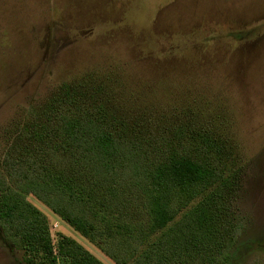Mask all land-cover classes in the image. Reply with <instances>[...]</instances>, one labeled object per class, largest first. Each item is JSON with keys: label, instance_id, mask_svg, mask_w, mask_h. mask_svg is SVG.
Returning <instances> with one entry per match:
<instances>
[{"label": "trees", "instance_id": "trees-1", "mask_svg": "<svg viewBox=\"0 0 264 264\" xmlns=\"http://www.w3.org/2000/svg\"><path fill=\"white\" fill-rule=\"evenodd\" d=\"M27 110L0 159V228L30 264L104 263L65 237L56 253L29 195L116 264H228L244 227L230 212L242 166L218 115L138 112L90 76Z\"/></svg>", "mask_w": 264, "mask_h": 264}, {"label": "rangeland", "instance_id": "rangeland-1", "mask_svg": "<svg viewBox=\"0 0 264 264\" xmlns=\"http://www.w3.org/2000/svg\"><path fill=\"white\" fill-rule=\"evenodd\" d=\"M89 76L138 112L219 116L242 166L230 212L244 227L228 264H264V0H0V159L30 106ZM28 200L47 216L56 253L65 237L116 264ZM27 255L0 228V264H30Z\"/></svg>", "mask_w": 264, "mask_h": 264}]
</instances>
